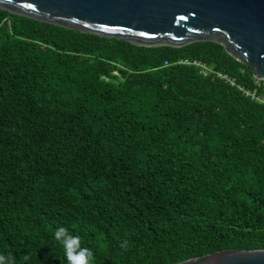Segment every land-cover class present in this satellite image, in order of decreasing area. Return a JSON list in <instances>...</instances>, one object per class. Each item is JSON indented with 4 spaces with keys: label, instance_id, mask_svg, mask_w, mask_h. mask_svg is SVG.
Masks as SVG:
<instances>
[{
    "label": "trees",
    "instance_id": "trees-1",
    "mask_svg": "<svg viewBox=\"0 0 264 264\" xmlns=\"http://www.w3.org/2000/svg\"><path fill=\"white\" fill-rule=\"evenodd\" d=\"M218 73L254 89L217 42L142 46L0 8V255L67 264L59 226L93 264L264 249V101Z\"/></svg>",
    "mask_w": 264,
    "mask_h": 264
},
{
    "label": "water",
    "instance_id": "water-1",
    "mask_svg": "<svg viewBox=\"0 0 264 264\" xmlns=\"http://www.w3.org/2000/svg\"><path fill=\"white\" fill-rule=\"evenodd\" d=\"M0 8L142 46L217 42L264 80V0H0ZM175 264H264V249H222Z\"/></svg>",
    "mask_w": 264,
    "mask_h": 264
},
{
    "label": "clouds",
    "instance_id": "clouds-1",
    "mask_svg": "<svg viewBox=\"0 0 264 264\" xmlns=\"http://www.w3.org/2000/svg\"><path fill=\"white\" fill-rule=\"evenodd\" d=\"M53 238L63 247L67 264H93L92 251L81 245V237L63 226L56 228ZM127 241L123 242L122 247ZM27 260L28 257H25ZM0 264H15L14 258L0 255Z\"/></svg>",
    "mask_w": 264,
    "mask_h": 264
},
{
    "label": "built area",
    "instance_id": "built-area-1",
    "mask_svg": "<svg viewBox=\"0 0 264 264\" xmlns=\"http://www.w3.org/2000/svg\"><path fill=\"white\" fill-rule=\"evenodd\" d=\"M179 63L185 64V65H194L200 69V72L203 74H208V68L200 61L198 60H189V59H181ZM167 64V62H165ZM218 77L225 79L227 82H229L231 85H236L246 96H249L251 99L255 101H264V96L258 93V89L263 87L264 88V80H256L255 79V86L253 90H246L242 86L236 84L234 79H232L227 74L218 73Z\"/></svg>",
    "mask_w": 264,
    "mask_h": 264
}]
</instances>
